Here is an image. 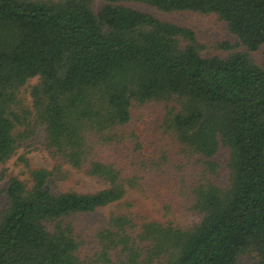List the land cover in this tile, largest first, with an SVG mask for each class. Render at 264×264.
Instances as JSON below:
<instances>
[{
	"label": "trees",
	"instance_id": "1",
	"mask_svg": "<svg viewBox=\"0 0 264 264\" xmlns=\"http://www.w3.org/2000/svg\"><path fill=\"white\" fill-rule=\"evenodd\" d=\"M101 1L96 12L90 0H0V166L40 128L55 161L49 170L23 158L28 179L9 178L0 264H239L245 256L264 264V68L244 53L206 57L193 30L124 5L215 14L253 53L264 46V0ZM33 79L28 107L21 94ZM152 102L165 105L161 126L179 146L165 209L201 220L182 227L119 208L88 238L72 217L160 186L153 168L129 170L131 155L119 158L129 148L142 154L127 126L134 104ZM222 148L225 185L215 159ZM71 171L102 188L58 192Z\"/></svg>",
	"mask_w": 264,
	"mask_h": 264
},
{
	"label": "rangeland",
	"instance_id": "2",
	"mask_svg": "<svg viewBox=\"0 0 264 264\" xmlns=\"http://www.w3.org/2000/svg\"><path fill=\"white\" fill-rule=\"evenodd\" d=\"M47 3H61L66 0H35ZM90 5L94 11H99L104 2L101 0H90ZM125 6L150 14L162 21L174 23L182 27H187L193 30L198 40L207 46L203 51L206 57L217 56L225 58L231 54L244 53L257 65L264 68V46L257 52H248L247 49L240 43L239 39L230 33L227 24L221 21L217 15H201L193 12H173L166 13L150 6L126 2ZM227 42L231 45L230 50H222L218 48V44ZM38 83V79L31 80L22 90L21 98L28 106H32V98L30 89ZM132 119L127 126V130L136 131L140 136V141L144 144V149L141 155L134 153L131 148L128 151L121 152L119 158L125 155H131L127 161L129 170L141 167V164L149 170L154 169L156 175L159 176L158 183L160 186L146 187L139 191L128 192L126 198L122 201L123 204H114L105 208L98 209L91 214H80L72 217L80 231L86 233L87 237H93L96 231L101 228L104 222L109 218L110 214L121 208L122 211L132 214L149 215L157 219L165 221L172 220L182 227L192 226L201 220L200 216L190 214L180 209H175L171 213L165 209V204L169 200H173V191L170 195L164 196L163 188L172 186L167 183L172 177V172L176 171L175 166L178 163L179 146L177 142L169 134L164 131L161 126L166 114L165 105L162 103H148L144 105L134 104L131 109ZM45 142L44 129L40 128L37 134L30 139L28 144L21 148L17 154L5 165L0 166V216L5 208L4 189L8 184L11 176H17L21 180H27V169L22 159H26L31 168H45L51 170L55 161L49 154L42 150ZM148 152L147 155L145 153ZM229 152L222 148L216 155L215 159L220 164L219 182L227 184L229 179V170L227 161ZM130 163V165H129ZM65 169H69L66 167ZM179 169V168H178ZM164 170V172H162ZM155 174L147 176L145 183L151 184L155 179ZM148 184V185H149ZM58 192L77 191L81 193L96 192L102 188V185L96 181L87 178L81 173L71 171L69 179L59 182ZM172 202V201H171ZM239 264H255L253 257L245 256Z\"/></svg>",
	"mask_w": 264,
	"mask_h": 264
}]
</instances>
